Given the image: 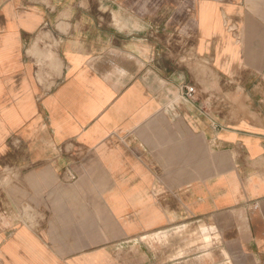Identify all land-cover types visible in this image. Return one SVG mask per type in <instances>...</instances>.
<instances>
[{
  "label": "crops",
  "instance_id": "crops-1",
  "mask_svg": "<svg viewBox=\"0 0 264 264\" xmlns=\"http://www.w3.org/2000/svg\"><path fill=\"white\" fill-rule=\"evenodd\" d=\"M0 264H264V0H0Z\"/></svg>",
  "mask_w": 264,
  "mask_h": 264
},
{
  "label": "built area",
  "instance_id": "built-area-1",
  "mask_svg": "<svg viewBox=\"0 0 264 264\" xmlns=\"http://www.w3.org/2000/svg\"><path fill=\"white\" fill-rule=\"evenodd\" d=\"M194 95V90L193 89H188L187 92L185 93V96L188 98H191Z\"/></svg>",
  "mask_w": 264,
  "mask_h": 264
}]
</instances>
